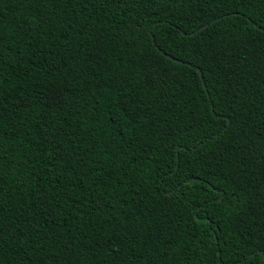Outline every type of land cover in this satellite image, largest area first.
Instances as JSON below:
<instances>
[{
  "label": "trees",
  "instance_id": "trees-1",
  "mask_svg": "<svg viewBox=\"0 0 264 264\" xmlns=\"http://www.w3.org/2000/svg\"><path fill=\"white\" fill-rule=\"evenodd\" d=\"M0 264H264V0H0Z\"/></svg>",
  "mask_w": 264,
  "mask_h": 264
},
{
  "label": "water",
  "instance_id": "water-1",
  "mask_svg": "<svg viewBox=\"0 0 264 264\" xmlns=\"http://www.w3.org/2000/svg\"><path fill=\"white\" fill-rule=\"evenodd\" d=\"M205 27H206V25L203 26V27H201L200 30L204 29ZM162 54H164L166 57L170 58L171 60L178 61V62H180V63H184L183 61H180V60H178V59H175V58L172 57V56L167 55V54L164 53L163 51H162ZM198 71H199L200 76H202V73H201L200 69H198Z\"/></svg>",
  "mask_w": 264,
  "mask_h": 264
}]
</instances>
